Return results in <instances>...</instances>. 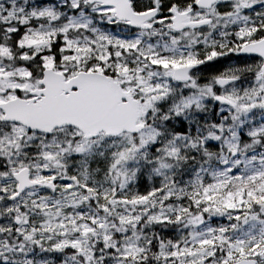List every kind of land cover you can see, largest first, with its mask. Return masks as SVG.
<instances>
[{
	"label": "snow or ice",
	"instance_id": "obj_1",
	"mask_svg": "<svg viewBox=\"0 0 264 264\" xmlns=\"http://www.w3.org/2000/svg\"><path fill=\"white\" fill-rule=\"evenodd\" d=\"M0 264H264V0H0Z\"/></svg>",
	"mask_w": 264,
	"mask_h": 264
}]
</instances>
